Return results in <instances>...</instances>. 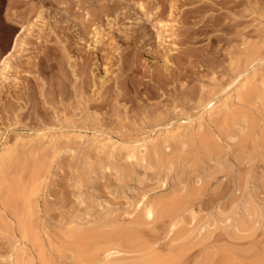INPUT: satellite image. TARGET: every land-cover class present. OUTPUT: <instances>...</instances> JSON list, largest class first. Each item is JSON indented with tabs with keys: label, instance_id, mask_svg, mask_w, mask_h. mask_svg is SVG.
Masks as SVG:
<instances>
[{
	"label": "rangeland",
	"instance_id": "obj_1",
	"mask_svg": "<svg viewBox=\"0 0 264 264\" xmlns=\"http://www.w3.org/2000/svg\"><path fill=\"white\" fill-rule=\"evenodd\" d=\"M245 2L249 0H0V60L23 29L0 89V149L17 137L34 139L38 132L55 135L61 143L69 139V149L60 153L38 199L40 220L51 237L69 214L89 219L113 210L122 217L141 190L151 195L164 190L157 188L158 170L140 162L128 187L107 170L97 171L78 190L75 169L93 156L98 143L109 139L115 144L122 164L123 147L138 146L134 141L183 123L176 118L181 114L196 119L201 95L222 87L231 76L228 53L241 38L264 39V0L250 1L256 3L255 14ZM161 23L174 27L163 41L158 37ZM150 45L153 53L146 52ZM168 51L165 67L159 60ZM255 71H264V61ZM96 93L103 98L96 100ZM261 166L256 164L259 171ZM230 181V176L217 175L199 204L202 215L228 210L239 194ZM155 228L162 233L161 224ZM227 241L218 228L194 252ZM245 242L264 247V222ZM12 243L0 236V264H6ZM25 251L37 258L30 244L25 243Z\"/></svg>",
	"mask_w": 264,
	"mask_h": 264
},
{
	"label": "bare ground",
	"instance_id": "obj_2",
	"mask_svg": "<svg viewBox=\"0 0 264 264\" xmlns=\"http://www.w3.org/2000/svg\"><path fill=\"white\" fill-rule=\"evenodd\" d=\"M250 1L245 3L251 13H258L256 3ZM135 16L132 20L137 21ZM72 22L79 30V23ZM173 28L161 23L159 39L165 40L163 35L172 34ZM22 33L21 28L0 60V89ZM241 39L228 53L230 78L222 87L209 88L201 95L196 119L177 115L183 123L134 141L138 146L123 147L122 164L117 146L108 139L94 146L93 156L76 166L78 190L90 184L97 171H115L119 176L115 181L128 187L139 162L158 170L157 188L164 190L152 195L141 190L122 217L117 218L113 210L89 219L69 214L51 237L40 220L38 199L60 153L69 149V139L61 143L55 135L38 132L28 141L17 137L13 144L4 143L0 149V236L7 235L13 242L6 264H264V247L245 242L264 222V196L260 197L264 195V71H255L264 61V39ZM152 50L150 45L146 52ZM171 51L160 57L162 66H168ZM96 94V100L103 98ZM258 162L261 171L256 168ZM219 174L230 176L239 194L227 211L218 208L202 215L199 204ZM188 224L193 226L187 228ZM218 228L230 243L194 252ZM25 243L35 248L36 259L26 253Z\"/></svg>",
	"mask_w": 264,
	"mask_h": 264
}]
</instances>
